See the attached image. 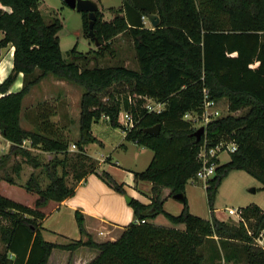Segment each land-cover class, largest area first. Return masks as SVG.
Instances as JSON below:
<instances>
[{"label":"trees","instance_id":"1","mask_svg":"<svg viewBox=\"0 0 264 264\" xmlns=\"http://www.w3.org/2000/svg\"><path fill=\"white\" fill-rule=\"evenodd\" d=\"M38 6V0H0V56L3 48L13 46L12 68L0 83V136L9 142L8 151L0 154V179L37 195L30 207L0 194V217L8 221L0 226L4 242L0 264H207L209 258L224 264H264V249L255 244L264 231V207L254 203L239 207L236 223L213 215L218 188L231 170L245 171L260 182L264 192V0H121L108 21L96 11L90 38L98 42L95 54H113V36L127 32L137 69L82 67L76 61L80 55L75 45L70 52L73 60H65L57 35L61 25L56 19L46 22ZM148 14L158 15L157 27H146L143 17ZM81 19L88 36L86 12ZM19 73L21 88L9 91ZM48 75L84 89L75 140L65 135L69 125L64 118L52 120L56 109L48 100L21 116L23 98ZM122 82L130 84L129 90L116 87ZM204 88L216 102L226 97L230 110L247 107L244 115L217 117L205 127L209 145L222 140L237 144L229 160L218 162L215 174L205 182L210 219L190 213L184 191L200 167L197 154L203 136L196 141L192 135L196 127L183 116L202 114ZM143 97L164 103L163 110L147 112ZM121 110L133 116L125 139L153 152L146 168L133 172L134 183L150 182L149 202L131 198L134 219L115 240L96 243L89 237L86 241L59 237L45 241L40 234L45 214L39 206L72 196L87 175L95 174L115 192L126 194L124 185L84 150L86 144L97 141L91 124L102 115L123 130L118 122ZM21 117L30 129L21 126ZM156 124L160 125L157 134L145 132ZM72 144L75 153L69 149ZM31 150L53 157L42 163ZM18 156L20 160L14 161ZM11 159L13 174L6 169ZM21 163L40 168L47 184L42 187L34 171L25 182H18ZM178 193L183 194V207L173 215L164 210L163 202ZM158 214L184 228L148 221ZM75 219L80 233H85L80 211H75Z\"/></svg>","mask_w":264,"mask_h":264},{"label":"rangeland","instance_id":"2","mask_svg":"<svg viewBox=\"0 0 264 264\" xmlns=\"http://www.w3.org/2000/svg\"><path fill=\"white\" fill-rule=\"evenodd\" d=\"M100 6L98 0H95ZM105 6L115 7L120 4L121 0H100ZM38 8L46 22L56 19L59 21L61 27L57 33L59 38V45L61 50L62 57L67 60H73L71 52L72 47L75 45L76 50L80 56L77 57L76 61L82 67H93V66H124L129 69H137L138 64L135 57V51L133 47V42L130 35L127 32H121L113 36L112 38V50L113 54L103 52V54H95L97 47L87 36L82 29V19L81 12H77L66 6L62 0H38ZM99 11L102 13V20H111L114 14L117 12L116 8H103L99 7ZM144 23L146 27L153 29L146 17L144 18ZM118 89H124V87L130 88V84L127 82H122L116 84ZM26 96L22 105H24V112L33 107L36 103L43 100L46 95V99L53 105L56 109V114L52 117L53 121H59L60 119L67 117L71 120L68 129L65 130V135L72 140L77 139L78 137V120L80 113V99L84 89L72 82L57 80L51 75H48L44 78L38 85H35ZM121 96L123 93L121 92ZM126 95H129L126 93ZM107 97H104L102 100L105 101ZM217 108L219 110V117H224L231 115L234 117L244 115L247 111V107H241L237 110H230L229 104L226 97L222 96L217 100ZM63 115H65L63 117ZM98 123H93L92 129L94 134L101 140L103 143L104 149L100 146L99 142L93 143L92 152H96L98 156L105 154V151H109L111 146L116 142L121 136L122 129L119 127L111 126L103 117L99 118ZM21 126L30 129V125L26 121H21ZM196 128L199 126V123L193 124ZM8 148H5V152L8 151ZM69 149L72 153H75L76 147ZM3 151V152H4ZM0 150V154L3 153ZM31 152L37 155L40 162L45 163L53 157V154L47 152H39L36 150H31ZM125 157L120 161L122 164H131L130 168L134 170H142L146 164L147 156L140 155L138 156L136 150L131 149L130 152L124 155ZM62 157V156H58ZM230 158V154L225 152L220 153L219 161L220 163L227 162ZM19 156L15 158L14 161H19ZM120 160V159H119ZM13 160L11 159L7 164V170L9 173L13 174L11 171V166ZM129 166V165H128ZM34 171L39 175V180L41 186L44 187L48 179L44 172L39 169H33L29 164L21 163V172L18 182L23 183L28 178L30 173ZM57 172L60 174L61 167H57ZM2 171L0 172V176ZM67 182H71L70 176L65 178ZM192 180H197L193 185L194 187L189 188L191 191V202L193 203V209L197 213L208 215V205L206 198H203L204 188H202L201 179H196L194 177ZM0 181H4L1 180ZM219 186L218 193L214 201V209L218 216L226 219L228 216L233 218V222L238 221L235 215H229L227 210L229 208L238 209L241 206H245L248 203L254 202L264 206V192L260 188V182L253 178L250 175H247L244 171L236 170L231 172ZM255 189V191H253ZM0 194L6 196L10 199H13L17 202L23 203L30 207H34L37 200V195L35 193H28L22 186L18 185H9L6 182L0 183ZM249 198V199H248ZM172 202L174 205H178L179 202ZM52 201H48L44 206H39V210L46 214L47 212L53 209ZM174 210V207H170ZM197 216V215H196ZM199 216V215H198ZM200 217V216H199ZM8 224V221L4 217H0V226H5ZM257 244V239L255 241ZM4 250V242L0 237V252ZM241 264V263H240Z\"/></svg>","mask_w":264,"mask_h":264},{"label":"crops","instance_id":"3","mask_svg":"<svg viewBox=\"0 0 264 264\" xmlns=\"http://www.w3.org/2000/svg\"><path fill=\"white\" fill-rule=\"evenodd\" d=\"M98 1L100 3V6L98 7H100L101 9L102 6L103 8L108 9V8H116L121 4L120 1V4L115 7L112 6L107 7L104 4H102L100 0ZM12 55H13V46H7L6 48H3L1 50L0 83L5 79V77L12 68ZM6 59L7 62L4 63ZM21 84H22V73H19L17 75L15 82L10 87L9 91H18L21 88ZM26 96L23 98L22 102H24ZM43 100H47L46 95L44 96ZM24 110H25L24 105H22L21 116H23ZM23 120H24L23 117H21V121ZM70 121H71L70 119L65 117V125H70L69 124ZM98 121L92 122L91 133L97 139L102 149H104L103 143L100 142L101 140L97 138V136L94 134L92 129L93 123H98ZM93 143L95 142L88 143L84 146L85 153L94 160H96L101 169L106 170L117 182L122 183L124 185V189L126 192L125 195H128L130 198L137 199L143 203H148L151 184L148 181H139L137 183H134L133 172H138L145 169L153 156V152L150 149L140 146L135 142L126 140L125 133H123L122 131L119 139L116 142H114L110 150L105 151V154L102 156H98L96 152H92ZM8 146H9V142L0 136V150H2L3 152L5 148H7ZM131 149L136 150L138 156L140 155L147 156V160H146L147 162L142 170H134L133 168H130L133 167L130 166L131 164L125 165L124 163L122 164L120 162L125 157L124 155L130 152ZM3 153H5V151ZM233 171L236 170H231L222 179V181ZM196 181L197 180H190L185 185L184 191H185V198L188 205V209L190 213L194 215L197 216L199 215L201 218L204 219H210L211 212L209 210V207H208V215L201 213L199 214L195 212V210L193 209V203L191 202L190 199L191 191L189 190V188L194 187L193 184ZM1 182H5V181H0V183ZM9 185L13 186V184H9ZM201 185L202 188H204L203 198H206L205 184L201 182ZM253 191H255V189ZM125 195L115 192L95 174H89L85 178H83L80 182H78V184L75 187L74 194L72 196L65 198L61 202H54V201L51 202V204H54L53 209L45 214V217L41 222L40 234L42 238L47 242H55L59 237L74 239V240H82V241H86L89 237L92 241L96 243L115 240L120 236L124 227L128 225L130 222H132L134 219L133 210L129 205V203L125 201L124 198ZM174 201L176 202V199H173L172 197L166 198L163 202V208L165 211L173 215H177L180 213L183 207V203L181 201H177L179 202V204L174 205V203L172 204V202ZM257 205L261 208L264 207L261 206L259 203ZM170 207H174V210H172ZM75 211H80L83 215V228L85 231V233L83 234L80 233L78 229L75 219ZM213 215L218 220H222V221L233 220L231 216H228L226 219L221 218L220 216H218L216 209L213 210ZM148 221L155 225L176 228L180 230L184 228L182 224L173 225L162 214H158L154 218L148 219ZM257 244L258 246L264 249V231H262L260 236L257 238ZM207 264H224V261L218 259L212 260L209 258L207 260ZM241 264H244V262H241Z\"/></svg>","mask_w":264,"mask_h":264},{"label":"built area","instance_id":"4","mask_svg":"<svg viewBox=\"0 0 264 264\" xmlns=\"http://www.w3.org/2000/svg\"><path fill=\"white\" fill-rule=\"evenodd\" d=\"M146 16L143 17V20ZM144 103L143 107L147 112L160 113L164 108V103L154 100L153 98L143 97ZM202 114L198 115L195 112H186L183 118L190 123H199V126L204 127V133L198 154L197 159L200 163V167L195 173L196 179H201L202 182H205L213 177L215 174L216 166L219 162V155L222 152L230 154L237 149V144L234 141L222 140L214 145H209L205 135L206 124L213 119L219 117V110L217 108V102L213 99H209L208 92L203 89V99H202ZM103 118L108 120V116L102 115ZM118 122L123 126V133H126L133 126V116L130 111L121 110L118 114ZM198 126V127H199ZM71 148H75V145H71ZM229 215H235L237 219L240 218V211L238 209L229 208L227 210ZM144 223V220L141 221Z\"/></svg>","mask_w":264,"mask_h":264},{"label":"water","instance_id":"5","mask_svg":"<svg viewBox=\"0 0 264 264\" xmlns=\"http://www.w3.org/2000/svg\"><path fill=\"white\" fill-rule=\"evenodd\" d=\"M63 3L68 6L69 8L76 10L77 12H86L88 16V36L91 38L93 37V25H94V20H95V12L99 10L98 4L95 0H62ZM146 19L150 23V25L155 28L159 24V17L157 14H148L146 15ZM94 44L98 46V42L95 40ZM160 125L156 124L151 127L145 128V132L150 133V134H157L159 132ZM204 133V127L199 126L195 129L193 132V136L195 137V140L198 141L201 137V135ZM125 201L127 203L130 202L131 198L128 195L124 196ZM173 199H176L178 201L183 202L184 197L183 194L178 193L174 194L172 196Z\"/></svg>","mask_w":264,"mask_h":264},{"label":"bare ground","instance_id":"6","mask_svg":"<svg viewBox=\"0 0 264 264\" xmlns=\"http://www.w3.org/2000/svg\"><path fill=\"white\" fill-rule=\"evenodd\" d=\"M10 55H11V53H10ZM5 62H7V59L4 61V63H5ZM5 65H6V64H5ZM7 65H8V64H7ZM2 66H3V65H2Z\"/></svg>","mask_w":264,"mask_h":264}]
</instances>
